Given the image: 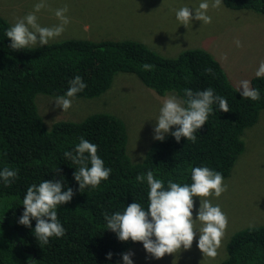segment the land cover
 <instances>
[{"label": "trees", "instance_id": "1", "mask_svg": "<svg viewBox=\"0 0 264 264\" xmlns=\"http://www.w3.org/2000/svg\"><path fill=\"white\" fill-rule=\"evenodd\" d=\"M223 4L264 14V0H223ZM10 23L0 14V166L17 169L12 184L0 185V264L118 262L119 254L137 242L118 241L111 231L104 230L103 214L120 210L132 200L146 204V185L136 184L135 175L151 169L164 181L190 182L185 168L206 165L226 177L244 149L243 129L252 125L264 108V78L250 79L251 86L261 91L259 101L240 98L221 65L203 48H187L165 57L132 39L69 38L13 52L4 37ZM142 63L154 67L145 71L140 68ZM117 72L134 73L159 95L211 87L226 98L229 111L211 113L196 131L195 142L183 137L176 142L166 134L163 141L149 143L135 161L126 153V127L115 114L92 113L79 121L57 119L48 126L38 113L37 93L61 95L67 81L78 74L87 86L75 97L96 96L111 87ZM81 136L97 145V155L111 173L98 188L79 192L72 178L74 165L63 152ZM61 176L62 183L73 189L72 198L56 209L64 235L40 245L31 232L34 220L29 227L16 222L23 207L19 201L29 184ZM224 236L223 258L211 264H264V224L239 226ZM109 251L113 255L106 260Z\"/></svg>", "mask_w": 264, "mask_h": 264}, {"label": "rangeland", "instance_id": "2", "mask_svg": "<svg viewBox=\"0 0 264 264\" xmlns=\"http://www.w3.org/2000/svg\"><path fill=\"white\" fill-rule=\"evenodd\" d=\"M37 0H0V14L12 22L32 10ZM198 0H47L38 13L42 25L55 24L52 9L67 5L69 23L54 40L77 38L99 40L132 39L165 57L187 48L210 52L235 87L241 79L250 80L260 60H264V14L222 6L209 9L208 24L193 21L191 27L178 25L172 9L183 4L195 6ZM240 41V46L234 40ZM54 40H50L52 42ZM105 92L92 97H75L67 111L54 107V98L37 93L38 113L50 126L57 119L79 121L92 113L110 112L120 117L126 127V153L132 161L144 154L152 138L153 119L166 92L159 95L130 72H117ZM244 149L230 172L223 178L226 190L219 197H208L227 217L224 235L247 225L264 224V108L256 121L243 129ZM198 198L193 197V219ZM236 225H235V222ZM197 220L195 228H199ZM226 238L222 237L215 257H208L196 247L194 236L189 249L152 259L140 242L124 252H132L133 264H211L223 258ZM147 256V258H146ZM120 260V258H119Z\"/></svg>", "mask_w": 264, "mask_h": 264}, {"label": "clouds", "instance_id": "3", "mask_svg": "<svg viewBox=\"0 0 264 264\" xmlns=\"http://www.w3.org/2000/svg\"><path fill=\"white\" fill-rule=\"evenodd\" d=\"M47 0H37L32 10L10 23L4 30L8 39V49L19 51L29 47L48 45L50 40L59 37L69 23L67 5L52 9L56 23L42 25L38 22L37 13L46 7ZM223 0H198L195 6L183 4L172 9V15L178 25L191 27L192 22L208 24L212 17L209 9L222 6ZM239 47L240 41L234 40ZM154 66L142 63L140 68L150 71ZM205 72L211 69L205 68ZM254 76L264 78V60H260L255 68ZM86 83L80 75H74L67 81V88L61 95H56L51 102L61 111H67L75 96L82 92ZM235 92L240 98L259 101L261 91L252 87L248 79H241L235 86ZM214 111H229L228 102L224 96L215 93L211 87L193 91L190 88L180 89V94H166L157 108L152 126V138L163 141L166 134L176 141L195 142L196 131L205 124ZM73 147L63 152L66 160L74 165L72 178L76 182L77 191L85 188L96 189L102 181H107L111 168L97 155V145L77 137ZM56 171V169H54ZM190 182H176L169 178L164 181L155 176L151 169L137 173L136 184L146 185V204L132 200L122 209L103 214L104 230L111 231L118 241L140 242L144 252L152 259H158L165 254L178 253L189 249L194 236L196 247L208 257H215L224 236L227 217L218 204L212 203L208 197H219L226 190L223 176L206 165L185 168ZM17 177V169L8 165L0 166V185L7 187ZM59 179L50 178L29 184L19 201L22 211L16 222L29 227L30 220L35 224L31 228L32 235L40 245H47L50 238H60L64 235V227L57 219V207L68 202L73 196V189ZM193 197L198 198V207L193 219ZM200 222L195 228L196 221ZM111 251L105 253V259L112 257ZM132 252L119 254L120 260L113 264H133ZM146 256V258H147Z\"/></svg>", "mask_w": 264, "mask_h": 264}]
</instances>
